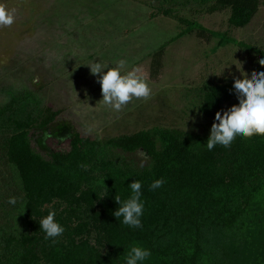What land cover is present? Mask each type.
Segmentation results:
<instances>
[{
	"label": "trees",
	"instance_id": "16d2710c",
	"mask_svg": "<svg viewBox=\"0 0 264 264\" xmlns=\"http://www.w3.org/2000/svg\"><path fill=\"white\" fill-rule=\"evenodd\" d=\"M158 1H165L158 13L166 16H174L175 6L211 3L210 12L228 9L234 28L248 26L262 4ZM175 16L186 25L177 37L194 30L219 37L221 44L248 51L255 60L253 74L264 71L263 47ZM165 46L154 53L153 68H160ZM233 84L206 83L200 110L212 116L236 99ZM59 114L30 90L10 91L0 105V264H125L133 246L151 249L158 264H264V246L251 247L252 241L264 245V136L209 151L210 134L177 128L155 126L105 139L74 132L67 149L43 155L33 147L31 131L47 129ZM98 173L114 183L103 198ZM161 178L163 186L150 190ZM135 180L142 182L145 202L143 226L137 229L113 215L119 207L115 196L127 199ZM51 210L65 228L55 243L45 239L39 224Z\"/></svg>",
	"mask_w": 264,
	"mask_h": 264
},
{
	"label": "rangeland",
	"instance_id": "374dc122",
	"mask_svg": "<svg viewBox=\"0 0 264 264\" xmlns=\"http://www.w3.org/2000/svg\"><path fill=\"white\" fill-rule=\"evenodd\" d=\"M4 2L16 10V18L10 27L0 28V105L10 91L30 90L44 106L60 110L47 129L31 131L32 145L43 155L67 149L74 132L105 139L161 126L210 134L216 113L208 116L200 110L203 86L243 79V68L250 79L255 60L238 45L221 44L219 37H205L197 30L177 37L186 25L175 15L264 48V0L244 28L229 26L228 9L210 12L211 3L175 6L174 16H166L158 13L165 2L158 0ZM164 43L161 66L153 68L154 53ZM120 60L126 62L123 72L141 70L151 94L133 98L117 112L100 102L99 76L91 73L89 65L115 66ZM235 104L237 98L219 111ZM137 157L144 155L140 151ZM95 180L103 188L102 198L114 188L100 173ZM251 243L259 251L264 246ZM144 263L158 264V255Z\"/></svg>",
	"mask_w": 264,
	"mask_h": 264
},
{
	"label": "clouds",
	"instance_id": "9594fccd",
	"mask_svg": "<svg viewBox=\"0 0 264 264\" xmlns=\"http://www.w3.org/2000/svg\"><path fill=\"white\" fill-rule=\"evenodd\" d=\"M15 18L16 10L9 9L4 0H0V28L10 27L15 22ZM114 63L115 66H110L95 62L94 66H89L91 73L99 76L103 96L100 102L119 112L133 98L149 97L151 88L146 77L140 74L139 68L123 72L126 62L120 60ZM259 63L264 66V59H261ZM237 68L241 71L240 67L237 66ZM241 73L243 79H235L233 84L238 104L226 111L216 113L206 142L209 151L217 145L230 148L239 138L264 136V71L252 74L250 79L248 73L244 72V68ZM164 182L162 178L155 180L150 185V190L161 188ZM142 187V182L135 180L129 185L131 194L127 199L122 200L118 194L115 196L119 207L113 215L119 223L122 222L133 229L143 226L141 218L144 214L145 202L142 199ZM16 202L15 197L9 198V204L15 205ZM56 216V211L51 210L39 222L40 230L46 234L45 239H51L53 243L57 242L55 238L62 236L65 232L64 226L56 219ZM121 218H123L122 221ZM151 255V249L133 246L128 252L125 264H144Z\"/></svg>",
	"mask_w": 264,
	"mask_h": 264
}]
</instances>
